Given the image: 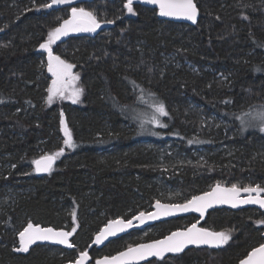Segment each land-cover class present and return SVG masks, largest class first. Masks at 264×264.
I'll return each mask as SVG.
<instances>
[{"label":"trees","instance_id":"trees-1","mask_svg":"<svg viewBox=\"0 0 264 264\" xmlns=\"http://www.w3.org/2000/svg\"><path fill=\"white\" fill-rule=\"evenodd\" d=\"M50 2L0 0V264H65L79 251L96 259L135 245L133 232L88 249L108 221L149 212L157 200L173 204L161 194L166 187L179 194L174 202L184 203L217 182L264 184V132L241 131L235 118L264 105V71H256L264 69V0H194L193 26L161 21L140 0H133L135 15L126 14V0L75 6L96 11L102 21L119 17L52 45L80 78L76 104L46 102L47 52L39 44L71 9L37 10ZM156 101L169 113L159 117L165 128L147 122ZM61 112L75 148L63 144ZM194 139L201 142L188 143ZM61 148L49 175L37 177L32 161ZM260 219L264 211L257 209L212 211L199 226L232 230L228 244L147 264H237L264 242ZM30 221L69 232L76 227L75 249L14 251ZM195 221L156 224L158 236L144 242Z\"/></svg>","mask_w":264,"mask_h":264},{"label":"snow or ice","instance_id":"snow-or-ice-1","mask_svg":"<svg viewBox=\"0 0 264 264\" xmlns=\"http://www.w3.org/2000/svg\"><path fill=\"white\" fill-rule=\"evenodd\" d=\"M72 0H51L50 3L39 4V8H51L53 5L70 4ZM148 4H154L159 7V15L164 17H179L189 20L193 23L197 22L198 6L194 0H145ZM123 7L128 13L135 15L133 9V0H126ZM30 10V9H26ZM245 19L247 17H244ZM115 19H119L116 17ZM115 19H99V14L94 10H87L85 7H72L71 15L68 19H64L59 26L52 28L47 33V38L39 44V48L47 52V70L52 74V81L47 89L46 102L52 104L55 99H69L73 104L79 102L81 90L75 87V82L79 79L78 75L72 72L73 64L61 59L59 55H54L52 45L55 44L63 36H67L69 32H95L101 27V23L113 24ZM151 71V69H149ZM256 71H264L257 68ZM132 87H136L135 81L131 82ZM2 102V101H0ZM154 111L148 119V123L155 126L165 128L166 124L162 123L159 117H167L169 113L166 106L159 101L153 105ZM64 114L61 112V130L64 133L63 144L68 148H75L72 134L69 132L64 122ZM240 122V130L245 131L249 128H258L260 132H264V105L259 108H251L249 111L241 113L235 117ZM143 127V124H141ZM154 135H159L154 133ZM199 140H189V144L200 143ZM64 149L52 154H42L39 158L34 159L32 164L37 173H49L52 166ZM15 167V166H13ZM241 193H246V197L241 198ZM264 184H247L238 185L236 183L231 186H223L217 182L210 191L204 192L202 195H194L185 203L164 204L157 200L154 204L155 211L145 213L139 212L132 219L110 220L104 228H102L95 236L94 244L100 245L109 237L116 236L119 232H124L127 228L134 227L133 221H139L144 224L146 220H157L161 216L174 215L177 212H198L201 218L207 209L214 204H228L232 208L240 205H258L264 209ZM73 223L77 221L76 211L72 212ZM256 224H264V219L255 221ZM76 227L72 230L63 231L56 230L52 227H41L31 221L27 226L18 233L19 246L13 250L16 252H28L30 245L37 241H50L60 245H66L68 248H74L75 245L69 241V237L76 232ZM232 230L226 231H210L206 228L197 227L193 223L186 230H177L163 239L154 240L150 243H141L129 247L119 252L115 256L103 257L97 259L95 264H135V262L145 260L148 257L164 258L166 253H180L188 245H208L210 247H221L233 238ZM69 264H91L89 253L87 250L79 251L77 257L70 261ZM239 264H264V243L258 247H253L247 255L239 260Z\"/></svg>","mask_w":264,"mask_h":264},{"label":"water","instance_id":"water-1","mask_svg":"<svg viewBox=\"0 0 264 264\" xmlns=\"http://www.w3.org/2000/svg\"><path fill=\"white\" fill-rule=\"evenodd\" d=\"M93 0H72V2L70 4H62L64 7H68V8H72V7H75V6H78V5H81V4H85V3H90L92 2ZM140 3L142 6L146 7V8H149V9H154L156 10L157 12V17L159 20L161 21H167V22H173V23H177V24H185V25H189V26H193L195 23L189 21V20H186V19H183V18H179V17H164V16H160L159 15V7L157 5H154V4H148L145 2V0H140ZM195 3V2H194ZM198 17H199V11H198V16H197V20H198ZM100 28H98L96 31H98ZM95 31V32H96ZM95 32H83L85 34H93ZM55 163H56V160L52 166V169L53 167L55 166ZM33 170H34V165H33ZM35 172V170H34ZM50 173V172H49ZM49 173H37L35 172V175L37 177H45L47 175H49ZM215 186V185H214ZM213 186V187H214ZM211 190V189H210ZM209 190V191H210ZM203 194V193H202ZM202 194H199V195H202ZM246 193H241V198H244L246 197ZM162 203V202H161ZM185 203V202H184ZM155 204V203H154ZM154 204L152 205V208L149 212H145V213H150V212H153L155 211V208H154ZM164 204H168V203H164ZM245 209H257V210H261V211H264V209H261L259 208L258 205H240L238 206L237 208H232L230 205L228 204H214L211 208L207 209L205 214H204V217L201 218L200 216V213L198 212H193V211H189V212H177L175 213L174 215H170V216H161L159 219L157 220H146L144 224H140L139 221H133V224H134V227H131V228H127L124 232H119L117 233L116 236H113V237H109L107 240H105L102 244L100 245H96L93 243L94 239H95V236L93 237V240L91 242V244L89 245L88 249L91 250L93 248L97 249V250H101L103 249L104 247H106L109 243L117 240V239H120L122 237H125L127 235H129L130 233H133V232H140L146 228H149V227H152V226H155L156 224H161V223H164V222H168V221H171V220H175V219H180V218H187V217H194L196 218L197 220H200V221H204L207 217V214L212 212V211H215V210H228V211H232V212H239V211H242V210H245ZM138 215V214H137ZM123 219V218H121ZM132 219V217L130 218ZM115 220V219H114ZM109 222V221H108ZM108 222L105 224L107 225ZM196 224V223H195ZM105 225L102 227L104 228ZM192 225V224H191ZM191 225H189L188 227H190ZM188 227L184 228V229H177V230H186ZM197 227H201L197 224ZM101 228V229H102ZM203 228V227H202ZM100 229V230H101ZM56 230H63V231H67L65 229H56ZM99 230V231H100ZM177 230H174V231H177ZM209 230V229H208ZM98 231V232H99ZM174 231H171L170 233H168L167 235H170L172 232ZM211 231V230H210ZM165 235V236H167ZM164 236V237H165ZM164 237L162 238H158V239H155V240H160V239H163ZM263 239H264V233L262 235ZM71 238L72 237H69V241L72 243L71 241ZM154 240H151V241H148V242H143V243H150ZM264 243V242H263ZM141 244V243H139ZM51 246V247H55V248H59V249H62V250H65V251H72L75 249L74 248H68L66 245H60V244H56V243H53V242H50V241H37L35 244L33 245H30L29 247V250L32 249L33 247L35 246ZM137 245V244H136ZM135 246V245H133ZM195 248H199V249H209L211 251H215V250H218L219 248L221 247H210L208 245H188L182 252L180 253H166L164 258H157V257H148L147 259L145 260H141V261H138V262H135V264H147L149 262H152V261H161L165 258H169V257H175V256H179L181 254H184L185 252L191 250V249H195ZM126 249H123L121 251H124ZM88 251V250H87ZM119 251V252H121ZM119 252L113 254V255H110L108 257H111V256H115L117 255ZM89 253V251H88ZM103 257H106V256H101V257H98L96 259H93L90 254H89V258H90V261H91V264H95V261L97 259H100V258H103ZM65 264H69L68 263H65ZM239 264V262L237 263Z\"/></svg>","mask_w":264,"mask_h":264},{"label":"rangeland","instance_id":"rangeland-1","mask_svg":"<svg viewBox=\"0 0 264 264\" xmlns=\"http://www.w3.org/2000/svg\"><path fill=\"white\" fill-rule=\"evenodd\" d=\"M126 14H129V15H131V13H128L127 12V10H126ZM71 15V9H70V11H69V15H68V18H69V16ZM67 18V19H68ZM105 26V24H101V27H104ZM75 34H83V32H69V34L67 35V36H69V35H75ZM67 36H63V37H61V38H64V37H67ZM46 52V51H45ZM47 63H48V60L46 61V64H45V70H46V73H47V75L49 76V79H50V82H49V85L51 84V81H52V79H53V77H52V74L51 73H49L48 72V70H47ZM72 72H73V74L74 75H78L76 72H75V69L73 68L72 69ZM75 87H77V88H79L80 90H81V94H80V97H79V101L81 100V96H82V93H83V91H82V89H81V87H80V78L75 82ZM58 99V98H57ZM58 101H62V102H71V100H69V99H58ZM213 119V118H212ZM214 121V120H213ZM213 121H210V123H213ZM226 123V122H225ZM225 123H223V124H225ZM66 125V124H65ZM218 124H216L215 126L217 127V128H219V126H217ZM222 125V124H221ZM67 126V125H66ZM68 128V127H67ZM62 131V130H61ZM62 133H63V131H62ZM63 135H64V133H63ZM263 151H264V148H263ZM224 186V185H223ZM213 187V186H212ZM211 187V188H212ZM210 188V189H211ZM209 189V190H210ZM208 190V191H209ZM207 192V191H206ZM161 194H163L162 196H165V198L167 199V201H173V204H176V202H174V201H176V200H174L175 198H177L178 197V193L175 191V190H173V189H171L170 187H166V189H165V191H163ZM166 203H168V204H171L170 202H166ZM196 224H199V221H197L196 222ZM260 226H263L264 227V225H262V224H260V225H258V227H260ZM75 233H73V235H74ZM72 235V236H73ZM263 235V234H262ZM71 236V237H72ZM158 236V229L156 228V227H154V226H152V227H149V228H146V229H144V230H142V231H140V232H135V234L133 235V237L131 238L132 239V241H136V242H138V241H140V242H138L137 244H139V243H143L144 242V240L147 238V237H149V238H154V237H157ZM134 243V242H133ZM133 243H131L132 244V246L134 245ZM130 244V245H131ZM136 245V244H135ZM129 247V245L127 244L126 245V247H125V249H127ZM222 247V246H221ZM108 252V251H107ZM104 256H110V255H104ZM99 257H101V256H99Z\"/></svg>","mask_w":264,"mask_h":264},{"label":"flooded vegetation","instance_id":"flooded-vegetation-1","mask_svg":"<svg viewBox=\"0 0 264 264\" xmlns=\"http://www.w3.org/2000/svg\"><path fill=\"white\" fill-rule=\"evenodd\" d=\"M260 211H261V210H260ZM187 218H188V217H187ZM197 221H200V220H197V219H196V221H195L194 223H196ZM201 222H202V221H201ZM198 225H199V224H198ZM185 228H186V227H185ZM183 229H184V228H183Z\"/></svg>","mask_w":264,"mask_h":264}]
</instances>
